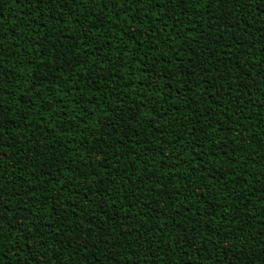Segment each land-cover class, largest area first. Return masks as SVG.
<instances>
[{
    "label": "trees",
    "instance_id": "16d2710c",
    "mask_svg": "<svg viewBox=\"0 0 264 264\" xmlns=\"http://www.w3.org/2000/svg\"><path fill=\"white\" fill-rule=\"evenodd\" d=\"M0 264H264V0H0Z\"/></svg>",
    "mask_w": 264,
    "mask_h": 264
}]
</instances>
